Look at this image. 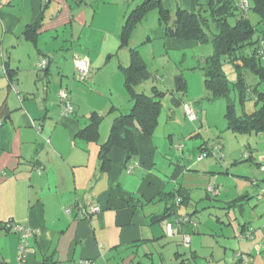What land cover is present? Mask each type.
I'll list each match as a JSON object with an SVG mask.
<instances>
[{"label":"crops","instance_id":"0c3cea01","mask_svg":"<svg viewBox=\"0 0 264 264\" xmlns=\"http://www.w3.org/2000/svg\"><path fill=\"white\" fill-rule=\"evenodd\" d=\"M133 6L125 0H0V264H18L19 235L6 230V223L27 226L33 232L24 264H76L81 259L94 264H111V260L153 264L148 259L153 258V250L164 249L161 237L166 236L164 225L170 214L161 221L152 218L169 207L171 194L187 196L177 205V213L183 209L195 215L197 207L191 194L201 183L194 175L207 172L211 165L204 167L199 161L192 163V157L183 158L187 141L180 145L179 140L193 137L186 135L184 128L181 133L173 129L163 135L157 131L158 121L151 135L135 130L136 156L127 160L125 150L111 147L108 169H102L100 145L107 140L116 112H128L132 106L122 84L123 73L114 70L129 63L128 47L122 51L117 45L121 25ZM36 21L40 26L35 40L26 39L24 31ZM145 32L149 41L152 34L165 33V28L159 23ZM130 45L136 46L132 37ZM70 50L73 55H69ZM115 53L119 56L112 74L120 79L116 88L109 84L105 91L96 70H107ZM68 55L88 59L90 72L93 70L89 82L82 85L70 78ZM40 57L49 60L43 73L35 69ZM52 61L55 70H51ZM49 77L56 85L69 87L73 114L58 110L57 87L48 88ZM146 77L138 75L137 90L150 92L152 84ZM199 83V75L186 79L187 101L200 97ZM114 88L115 93L111 91ZM167 93L162 97L164 102ZM169 96L164 123L171 120L172 108H179L182 101ZM163 107L162 103L160 118ZM92 112L102 115L104 124L102 129L99 126L96 141H86L77 133L87 125ZM204 147L201 152L208 156L212 146L206 143ZM37 166L41 173L35 170ZM243 198L246 200L248 193L231 202L241 204ZM190 205L194 209L189 210ZM92 206L99 209L92 211ZM195 226L178 228V235H194L190 257L182 256L176 246L165 247L169 257L174 250L172 259L179 264H197L191 261L209 233Z\"/></svg>","mask_w":264,"mask_h":264},{"label":"rangeland","instance_id":"374dc122","mask_svg":"<svg viewBox=\"0 0 264 264\" xmlns=\"http://www.w3.org/2000/svg\"><path fill=\"white\" fill-rule=\"evenodd\" d=\"M125 1L127 3L129 2L131 6H135L142 0ZM232 1L236 4L239 2V0ZM247 1L253 7V0ZM162 4L165 9L169 10L168 13L170 15L168 22L166 20L160 24L165 28V33L163 32L161 35L154 33L152 34L151 40H146L147 34L145 31L159 25L158 7H154L148 12L143 22L137 25L134 33L131 35L136 40L137 49L147 63V67L139 75L147 76L145 80L157 86L159 89L161 88L160 90L167 89L170 91L167 93L165 102L163 100L164 98L162 99L161 97L164 109L161 118L159 117L160 129L157 131H161L164 135L165 131L174 132V130H179L181 133V129L184 128V133H187L186 135H190L191 133L193 137L187 136L179 140L181 142L180 145H185L184 141H187L183 158L190 160L192 157V163L198 164L199 161L204 167L206 165L211 166L210 168H206L208 170L207 172H197L201 175H194L195 179L198 176V180L201 183L200 186L193 189L191 194L192 203L197 207L195 215L184 213L182 209L181 214L177 212L171 213L170 217L166 218L164 227H166L167 223L171 222L173 224V235L161 237L164 249L158 250L160 254L157 250H153V258H149L148 263L179 264V261L177 262L172 259L174 250L171 251V256H168V251L165 249L167 246H176L178 251L183 253L182 256L190 257L192 248L189 249V247L183 245L182 233L178 235L179 232L176 223L182 216L187 215L191 221L195 222V227H199L201 231L209 233L208 236L204 237V246L198 252V256L194 261L192 259V263L233 264L241 259L243 264H264V170H262V165H264V130H251L246 132L232 131V129L228 128L224 115L226 100L224 98L209 99L210 94L204 87L201 72L195 69V66L201 59L210 56L214 51L210 40L211 33L216 31L213 24L211 22H209L208 26L201 24L202 30L208 38L205 41L199 40L189 33L183 34V32L177 31L176 29L179 9L185 11L192 10L198 16V19H201V17L208 18L203 0H162ZM247 13L250 21L256 26L257 31H264V23H259V17L253 9H249ZM228 21L234 23V18L229 17ZM251 49V46L246 47L243 50V54L248 55ZM123 50L124 48H122ZM71 51H68L70 53L69 55L74 54L73 52L71 54ZM69 55L67 64L70 67V71H72L70 78L75 77L76 82L82 85L89 82L93 70L90 72L89 69L87 77L84 80H80L75 67L74 57ZM118 56L119 54L115 53L113 59L108 61L107 70L106 67L99 71L96 70L98 78L103 79V86L106 85L105 91H108L109 84L112 86L115 85L116 88L118 80L120 79L118 76L112 74L114 60ZM234 56L233 54L231 57L226 55L222 59V70L230 82L229 99L238 115L252 113L261 106L262 101L256 100L254 94H248L244 100L239 96L238 89L234 87L238 78L235 63L238 65L241 64V59L235 58ZM41 58L44 57H40L39 59ZM36 62L35 69L43 73V70H39L36 66ZM51 63V70H55L56 63H53V61ZM261 64L264 65V54L261 58ZM114 71L122 75L118 67ZM242 72L244 82L248 88L252 90L256 88L257 92L264 93L263 79L247 69H242ZM195 75L197 77L199 75L200 77L201 95L190 102L180 92L179 80L186 81L189 76ZM43 82H46V79ZM47 86L48 88L57 87V107L59 111L62 110L59 91L64 89L70 99L69 87H65L64 84L62 86L59 84L56 85L50 77ZM115 88L111 90L113 93H115ZM146 91H149V88ZM169 95L180 98L182 101L178 106L179 108H172L173 117L171 120H168V123H164V118L167 114L166 107L169 105ZM107 96H109L108 92ZM187 102L191 105L196 117L191 121L185 116L183 109V104ZM103 124V122L99 124L101 129L103 128ZM194 136L197 137L196 140ZM178 137L180 138L181 136ZM205 142L213 148L221 145V153L223 156L220 155L217 149H212L211 153L205 156V152L199 150V146ZM200 154L203 155V158L198 160L197 157ZM245 154H249L251 159L248 161L245 160ZM173 161L176 162V158ZM246 178H249L248 182L245 181ZM203 180H207V182L202 184L201 181ZM209 187L214 188L216 193L208 192ZM204 191L211 197H206ZM244 193H248V198L246 200L243 198L240 201L241 204L231 202V200ZM193 206L190 205L189 210L194 209ZM176 209L178 210V206H176ZM229 222L230 224L228 225L227 223ZM243 226L246 228H243ZM248 230L252 238L250 236L246 237ZM189 235L192 240L193 233ZM218 243L219 246H217ZM121 253L125 254L126 252ZM110 263L118 264L117 260H111Z\"/></svg>","mask_w":264,"mask_h":264},{"label":"trees","instance_id":"16d2710c","mask_svg":"<svg viewBox=\"0 0 264 264\" xmlns=\"http://www.w3.org/2000/svg\"><path fill=\"white\" fill-rule=\"evenodd\" d=\"M240 1L241 0H239V2ZM203 2L205 4V11L208 13V18L201 17V19H198V16L192 10L185 11L179 9L176 29L177 31L183 32V34L189 33L191 36L205 41L208 38L203 32L201 24L206 26L209 25V22L213 24L216 31L211 33L210 40L214 51L210 56L201 59L195 66V69L201 72L204 87L210 94L209 99L224 98L226 100L224 115L227 120L228 128L238 132L251 130L262 131L264 130V93L257 92L256 88L252 90L246 86L242 69H247L264 80V65L261 64V58L264 53L260 51L263 47L261 42H264V31H257L256 26L249 19L248 13H244L239 7V2L237 4L232 0H203ZM248 4V10L252 8L259 17V23H264V0H253V7H251L249 1ZM154 7H158L159 23L162 24L166 20L168 22L170 15L168 10L163 7L162 0H142L140 3L133 6L127 13L121 25L118 35V48L128 47L129 63L127 66H120V69L123 73L124 88L132 102V106L128 112L117 113L109 128L107 140L100 145V159L103 170L108 169L109 159L107 158V154L111 147L116 146L125 150L127 160H130L137 154L134 131L137 130L143 135H151L158 125L162 108L161 97H163L167 91L160 90L155 85H151L150 92H145L141 89L137 90V77L139 73L146 68L147 64L140 51L137 49V45H130L131 35L138 23L146 18L148 12ZM229 17L234 18V23L228 21ZM39 26L40 23H38V21L29 25L23 33L24 37L34 41ZM248 46L252 47L251 52L248 55H244L243 50ZM232 54L235 55V58L241 59V64L238 65L235 63L238 78L234 87L238 89L239 96L244 100L248 94H254L256 100L262 101L261 106L252 113L238 115L229 99L230 82L222 70V59L226 55L231 57ZM76 56L78 55H75L74 58ZM44 58L47 59L46 57ZM48 65L49 60L47 59V66L39 70L46 72ZM5 73L10 77V80H12L8 70H6ZM179 90L182 94H185V81L179 80ZM72 107L73 114V104ZM102 118L103 116L99 113L92 112L89 116V122L78 131L77 136L86 141H96L98 138V127ZM205 143L199 146L200 151L207 148L204 147ZM208 149L211 153L213 147ZM244 159L248 161L251 159V156L247 154L244 156ZM262 166L264 167V165ZM176 197H179L178 201L175 200ZM186 198L187 196H185L184 193H172L169 207L165 208L162 214L152 219L161 221L169 214L176 213L177 209L175 206L185 202L184 200ZM6 224L4 227L7 230ZM183 224L185 225L187 222ZM235 264L243 263L242 260L239 259Z\"/></svg>","mask_w":264,"mask_h":264},{"label":"built area","instance_id":"2783aa9c","mask_svg":"<svg viewBox=\"0 0 264 264\" xmlns=\"http://www.w3.org/2000/svg\"><path fill=\"white\" fill-rule=\"evenodd\" d=\"M239 7L242 9V11L244 13H247L248 11V1L247 0H241L239 2ZM262 44V49H260V51H262L264 53V42H261ZM74 63H75V67L78 71L79 74V78L81 80H84L87 75H88V59L85 57H79L76 56L74 58ZM36 66L39 69H44L47 66V59L45 58H41L36 62ZM59 98H60V105L62 107V113L65 115H69L72 114L73 111V107H72V103L68 97L67 92L64 89H61L59 91ZM184 111L185 114L187 116L188 119L193 120L195 119V114L193 112V109L191 107V105L189 104H185L184 105ZM0 124H1V120H0ZM40 127L38 125H36V129H39ZM48 141V140H47ZM217 149L220 153L221 156H223V154L221 153V145H217L213 148ZM247 155V154H245ZM203 158V155H199L197 157L198 160H201ZM131 167H128V171H131ZM35 170L37 171V173H41V167H35ZM262 170H264V167H262ZM208 192H214V194L216 193L215 189L212 187L208 188ZM176 201L179 200V197L175 198ZM99 208L97 206H92L91 210L92 211H97ZM66 212H69L70 209L66 208L65 209ZM184 222H187V224H191L193 226H195V222L191 221V219L185 215L182 216L179 220H177V227L180 228ZM6 228L8 231L17 233L19 235V241H18V248H17V258H18V264H24V258L25 255L27 253L28 250V238L30 237V235L33 233L32 230H30L27 226L24 225H19V224H13V223H7L6 224ZM166 234L168 236H172L173 235V224L171 222L166 224ZM250 236V238H252V235H250V232L248 230V232H246V237ZM190 235L188 233H183L182 234V243L185 247H189L190 246ZM76 264H94V262L90 259H81L79 260Z\"/></svg>","mask_w":264,"mask_h":264}]
</instances>
